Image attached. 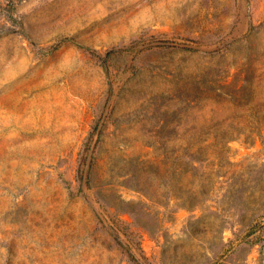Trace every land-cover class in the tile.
<instances>
[{"label":"rangeland","instance_id":"rangeland-1","mask_svg":"<svg viewBox=\"0 0 264 264\" xmlns=\"http://www.w3.org/2000/svg\"><path fill=\"white\" fill-rule=\"evenodd\" d=\"M0 264H264V0H0Z\"/></svg>","mask_w":264,"mask_h":264}]
</instances>
